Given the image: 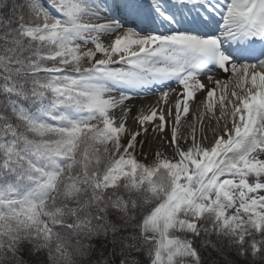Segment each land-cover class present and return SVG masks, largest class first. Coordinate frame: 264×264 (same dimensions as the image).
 Masks as SVG:
<instances>
[{
  "label": "snow or ice",
  "instance_id": "1",
  "mask_svg": "<svg viewBox=\"0 0 264 264\" xmlns=\"http://www.w3.org/2000/svg\"><path fill=\"white\" fill-rule=\"evenodd\" d=\"M0 264H264V0H0Z\"/></svg>",
  "mask_w": 264,
  "mask_h": 264
},
{
  "label": "bare ground",
  "instance_id": "2",
  "mask_svg": "<svg viewBox=\"0 0 264 264\" xmlns=\"http://www.w3.org/2000/svg\"><path fill=\"white\" fill-rule=\"evenodd\" d=\"M173 86H175L174 83H173ZM172 98L175 99V96L173 95ZM203 98H204L203 94H200L198 96V99H203ZM156 99H157L156 96L150 95L147 98L136 99V100L130 101L129 103L135 104L138 107L143 105L144 108H147L149 105H154ZM193 107L195 108V106H193ZM133 111L135 113L136 109H134ZM191 115H192V113H190V117H191ZM190 117H189V119H190ZM129 127H134L131 120L129 121ZM187 129H188V124L185 122V120L182 119V121H181V132H185ZM139 139L147 141V143H145L144 145H146V148L149 150H150V145L155 142L154 134L151 131H149L148 133H146L144 136L140 137ZM211 142H212L211 137H209V140L207 141V143L211 144Z\"/></svg>",
  "mask_w": 264,
  "mask_h": 264
},
{
  "label": "trees",
  "instance_id": "3",
  "mask_svg": "<svg viewBox=\"0 0 264 264\" xmlns=\"http://www.w3.org/2000/svg\"><path fill=\"white\" fill-rule=\"evenodd\" d=\"M104 243L105 242L101 241L97 244V253L96 255H94L93 259L100 260V259L109 257L110 252L112 250V245L108 244L107 247H105ZM205 255L207 256V253ZM230 258H233V257L230 256ZM208 259L215 260V259H219V257L217 256L215 252H213L211 256L208 257Z\"/></svg>",
  "mask_w": 264,
  "mask_h": 264
},
{
  "label": "rangeland",
  "instance_id": "4",
  "mask_svg": "<svg viewBox=\"0 0 264 264\" xmlns=\"http://www.w3.org/2000/svg\"><path fill=\"white\" fill-rule=\"evenodd\" d=\"M142 152H143L144 154H147L148 159H151V158H152V157H151L150 150L146 148V145H143ZM140 159H141V160H144V159H145V156H144V155H141V156H140Z\"/></svg>",
  "mask_w": 264,
  "mask_h": 264
}]
</instances>
